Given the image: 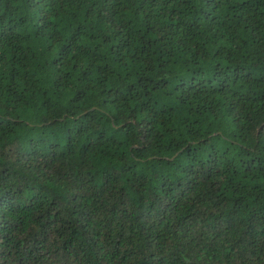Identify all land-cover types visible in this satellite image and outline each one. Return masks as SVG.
Masks as SVG:
<instances>
[{
    "label": "trees",
    "instance_id": "obj_1",
    "mask_svg": "<svg viewBox=\"0 0 264 264\" xmlns=\"http://www.w3.org/2000/svg\"><path fill=\"white\" fill-rule=\"evenodd\" d=\"M0 264H264V0H0Z\"/></svg>",
    "mask_w": 264,
    "mask_h": 264
}]
</instances>
